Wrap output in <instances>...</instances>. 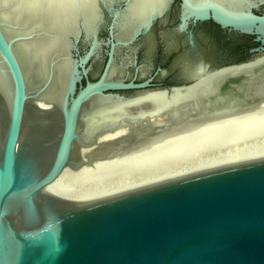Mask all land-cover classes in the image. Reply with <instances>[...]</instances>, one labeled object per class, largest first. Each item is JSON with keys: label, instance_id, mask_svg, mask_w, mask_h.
Instances as JSON below:
<instances>
[{"label": "water", "instance_id": "obj_1", "mask_svg": "<svg viewBox=\"0 0 264 264\" xmlns=\"http://www.w3.org/2000/svg\"><path fill=\"white\" fill-rule=\"evenodd\" d=\"M93 1L91 20L78 11L72 29L60 28L41 75L19 46L51 36L44 23L24 32L0 18V264H264V156L93 200L45 191L65 167L165 144L239 114L264 115V0H178L177 33L210 21L257 46L239 62L185 60L181 83L152 89L151 78L135 82L145 65H137L138 41L174 0L127 37L132 0ZM56 81L59 97L49 105L44 95ZM114 104L125 107L115 122L84 128L85 117Z\"/></svg>", "mask_w": 264, "mask_h": 264}, {"label": "bare ground", "instance_id": "obj_2", "mask_svg": "<svg viewBox=\"0 0 264 264\" xmlns=\"http://www.w3.org/2000/svg\"><path fill=\"white\" fill-rule=\"evenodd\" d=\"M195 1H201V0H195ZM93 2H94L93 0H71V2H69V0H1L0 3L4 6V8L0 10V18L5 20L6 22H12V23L20 22L24 32L25 31L30 32L31 29L38 28L41 26V23H44L42 24L43 27L48 29L49 31L48 33H50L51 36L39 38L38 40H35L32 42L30 41L25 42L22 44V46H19L20 56H22V59L23 60L28 59V61H31L32 63L34 62L36 65L35 74L41 75L42 71L45 68V65L47 64V60L49 58L47 56L52 52V50H54L55 46L60 41L58 40V38L61 36L60 28H63L65 26H68V28H71L72 25L74 24L75 19L77 18L78 11L82 13L84 20L86 19L91 20L94 15L93 14L94 12H93V8H90V6L93 4ZM164 2L165 0H132L130 7L128 8V11L124 13V20H123L124 24L122 26V33H123L122 35L124 37H127L133 29L144 26L145 23L149 20V18L152 15L161 11L162 7L164 6ZM61 67L66 69L67 67L66 60L62 61ZM201 71H202L201 66H197L195 70L196 74H199ZM58 85L59 84H57V81H56V84L54 87L55 89L54 88L51 89L44 95V99L49 102V105H50V102L57 100L59 97L60 88L58 87ZM257 88L258 90H260L262 87L261 85L258 87H254L255 91L257 90ZM155 95H157L159 98L160 94L159 93L148 94L149 97H153V98ZM33 102H35V100ZM34 104H35V107L42 106V108L45 110L49 109L48 103L45 106L40 105V103L39 104L34 103ZM157 106L158 107L160 106L159 103ZM138 107H141V106H138ZM103 108L98 109L95 113L96 114L95 116L92 114L84 118V126H85L84 128L88 132L93 127H99L102 124L115 122L117 118L116 115L118 116L119 112L124 111L125 109L124 104H114L108 108L107 107H105L104 109ZM260 110L263 111L264 113V104H262ZM204 116L206 115L204 114L202 118H204ZM239 116H243V115L239 114ZM248 116L249 115L245 116L243 119L246 120ZM235 118L236 117L226 119L225 123H230ZM211 123H214V122H211ZM211 123H207L205 126L200 127L199 130L201 129L202 132H205L204 130H207L209 128H214L213 130L216 131L222 125L218 123H215V124H211ZM195 133H198V132H195ZM257 133L256 135L258 138L259 136ZM259 133H264V132H259ZM191 134H194V133H191ZM191 134H187L184 136L189 137L188 135H191ZM110 135L111 134H107L104 137L110 136ZM184 136H178V137L171 138L169 140L170 142H166V143L167 144L169 143L168 145H170L171 142L174 143L178 141L179 139H181L182 137L185 138ZM262 136L264 137V135ZM262 136L260 135V139L263 138ZM255 137L256 136H253V135L251 136V139L254 140L255 142L251 141V143L249 144L250 141H248L249 145L246 144L247 146L241 149H237L236 145H235L236 149H232L233 146L231 147L230 145H233V144L227 143V147H228V144L231 147L229 150L226 147V144H225V148H223L219 144V147L221 146L223 151L225 149L226 151L222 152V149L220 151H217L216 148L218 146L216 145L219 142L218 143L216 142L217 143V144L215 143L216 145L214 144L212 145L216 147L215 150L218 153L215 152V150H213V147L211 146L212 148L211 150H213L215 153L213 154L212 152V154H210V150H209V154H207L208 153L207 151L206 156L200 157L199 154L198 156H196L197 155L196 153L200 152L198 150L199 148H196L198 151L195 149V151L197 152L196 153L194 152V154L197 158L194 157L195 158V160L193 159L194 161H190L191 158L190 159L188 158L187 162H185L186 161V158H185L184 163L183 161H182V164L177 162L179 163V165L177 164L173 165L172 161L174 158L170 159L171 157L169 154L170 158L169 157L168 158L170 160L168 162L171 161L173 166L172 165L168 166L169 163L167 162L168 164L166 165L168 167L167 166L162 167V168L154 167V169H151V167L149 166L150 163L148 160L147 164L149 163L148 165L149 168L145 166L147 168L146 171L145 169L143 171V168L141 167L142 165H139L142 168V169L139 168L142 170V172H138L139 171L138 170L136 173L135 172L132 173L131 171L126 170L129 172L122 175L121 170H123L126 167L123 163L127 161L129 157H133V156L138 157L139 155L154 151V149L156 147L158 148V146H162V147L164 146V144H158V143L153 144V145L145 147L144 149L143 148L139 150L134 149L136 151H132L128 153L123 152L124 153L122 154L123 156L120 155L114 158H108L105 160H97L92 163H86L76 170L65 167L62 170L61 174L54 181H52L48 186H46L45 191L58 198L69 200V201L93 200V199L113 195L119 192H123L126 190H130L136 187H140L146 184H150V183H154L157 181L180 176L183 174L191 173L194 171H198V170H202V169H206L210 167H215L219 165H224V164H228L232 162L242 161L246 159L262 157L264 156V142H263L264 139L262 142H260L261 140L258 139L259 141H256ZM239 139L241 140L243 138H239ZM243 142H245V140ZM186 150L185 152L187 154V157L188 155L189 157L192 156V153L194 150L191 152V154H189L190 151L187 153ZM80 151L82 155L87 152L86 149H80ZM183 154L184 156L182 157H185L186 154L185 153ZM177 157L175 158L181 161V159ZM155 159L158 160V158H155ZM157 160H154V161H157ZM159 162H162V161H159ZM155 163H153L155 166L159 165L158 162H157L158 165H156ZM160 166H161V163H160ZM117 171H120L121 175L116 176L114 172L118 173ZM108 173L112 175H110L109 177H103L104 175Z\"/></svg>", "mask_w": 264, "mask_h": 264}, {"label": "flooded vegetation", "instance_id": "obj_3", "mask_svg": "<svg viewBox=\"0 0 264 264\" xmlns=\"http://www.w3.org/2000/svg\"><path fill=\"white\" fill-rule=\"evenodd\" d=\"M177 3L178 0H174L164 19L156 21L150 33L138 41L137 65H145L137 72L135 82L151 78L149 89L178 84L183 79L185 60L201 57L213 66L239 62L248 59L249 49L257 46L250 37L227 32L210 21L190 24L186 32L177 33L174 30L178 22ZM189 31L193 49L188 45ZM133 75L130 69L128 79Z\"/></svg>", "mask_w": 264, "mask_h": 264}, {"label": "rangeland", "instance_id": "obj_4", "mask_svg": "<svg viewBox=\"0 0 264 264\" xmlns=\"http://www.w3.org/2000/svg\"><path fill=\"white\" fill-rule=\"evenodd\" d=\"M260 114H261V112L259 114H255V115L254 114H248L249 116H248V118L246 120L243 119V118L245 116H247V115L240 116L239 118L233 119V121L230 122V123H224V124H222L220 126V128L218 130H216V131L213 130L214 128H209L207 130L202 129L205 132H202L201 133V129H200V132L198 131V133H194V134L188 135L189 137H185L184 136L185 138L182 137L181 139H179L178 141H176L174 143L171 142L170 145H168L169 143L168 144L165 143L163 147L162 146H158V148L156 147L154 149V151H152V152H147L145 154L139 155L138 157L137 156L129 157L127 159V161H125L123 163L129 169H127L125 167L126 169L124 168L123 170H121L122 171V175L123 174H126L129 171H131L132 173H134V172L136 173L138 170H139L138 172H142V170H141L142 168H143V171H144V169L146 171L147 168H149L148 167L149 163H150L149 166L151 167V169H154V167L155 168L156 167H158V168L166 167L167 166L166 164H168V163H169L168 166H171L172 165V162H173V165H176V164L179 165V163L182 164V161L184 163L185 158H186V161L185 162L188 161L187 160L188 158L189 159L191 158L190 161H194L195 160L194 157L198 156V154H199L200 157H204L207 154H209V150H210V154H212V152L214 154L215 152L220 151L222 149V147L225 148V144H226V147H227V143L233 144V145H230L231 147L232 146L234 147L236 145L237 146V149L244 148L245 146H247L246 144H248V141H250L249 144L251 143V141L252 142H255L254 140L251 139V136L252 135L253 136H256L255 137L256 141H259L258 139H260V135L261 136L264 135V133H259V132H264V115H260ZM254 133H255V135H254ZM256 133L259 136L258 138H257ZM232 134H234V135H232ZM235 135H236V137H235ZM241 135H242V137H241ZM234 138H235V140L236 139L237 140L235 141ZM239 138H243V139L240 140ZM253 139H254V137H253ZM263 139H264V137L262 139H260L261 140L260 142H262ZM233 140H234L235 144H234ZM242 140L243 141L245 140V142H243ZM237 141L239 142V144H238ZM216 142L217 143L219 142V143L217 144ZM212 144H214V145H216L218 147L216 148ZM219 144L222 146V147L220 146L221 148L219 147ZM229 144H228V147H227L228 150L231 148L229 146ZM211 146L213 147V150H215V148H216L217 151L215 150V152H214L213 150H211L212 149ZM236 146L234 148L232 147V149H236ZM196 148H199L198 150L200 152H197L198 150ZM195 149L197 151H195ZM185 150L187 151V153L190 151L189 154H191V152L194 150L193 153H192V156L189 157V155H188V157H187V154H186ZM207 151H208V153H207ZM224 151H226V149ZM224 151L222 149V152H224ZM194 152L195 153L197 152L196 153L197 154L196 156H195ZM183 153L186 154L185 157H182V156H184ZM201 153H203L204 155L201 154ZM169 154H170V157L171 158L169 157ZM193 154H194V156H193ZM168 157L170 159L174 158L175 160L173 159L172 162L171 161L168 162L170 160ZM175 157L180 158L181 161L179 159H176ZM200 157H198V158H200ZM155 158H158V160L159 161H162V162L165 159V161L162 163V162H159ZM148 160H149V163L147 164ZM154 160H157V161H154ZM174 161H175V163H174ZM142 162H143L144 165L142 164ZM157 162H158L159 165L157 164ZM177 162H179V163H177ZM153 163H155L158 166H155ZM160 163H161V166H160ZM139 165H142L141 166L142 168ZM162 165H164V166H162ZM129 166H131V167H129ZM134 166H135V168H134ZM143 166L144 167L146 166L147 168L146 167L144 168ZM139 168H141V169H139ZM135 169H136V171H135ZM126 170H129V171H126ZM132 170H134V171H132ZM115 172H114V174L116 176L117 175H121V172L120 171H117L119 174L118 173H115ZM110 175H112V174L108 173V174L104 175L103 177H109Z\"/></svg>", "mask_w": 264, "mask_h": 264}, {"label": "snow or ice", "instance_id": "obj_5", "mask_svg": "<svg viewBox=\"0 0 264 264\" xmlns=\"http://www.w3.org/2000/svg\"><path fill=\"white\" fill-rule=\"evenodd\" d=\"M69 2H71V0H69Z\"/></svg>", "mask_w": 264, "mask_h": 264}]
</instances>
